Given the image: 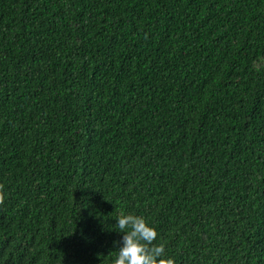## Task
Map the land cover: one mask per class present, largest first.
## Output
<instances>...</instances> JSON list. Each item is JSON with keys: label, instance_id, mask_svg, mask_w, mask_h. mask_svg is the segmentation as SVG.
Segmentation results:
<instances>
[{"label": "trees", "instance_id": "trees-1", "mask_svg": "<svg viewBox=\"0 0 264 264\" xmlns=\"http://www.w3.org/2000/svg\"><path fill=\"white\" fill-rule=\"evenodd\" d=\"M121 212L264 264V0H0V264H111Z\"/></svg>", "mask_w": 264, "mask_h": 264}, {"label": "clouds", "instance_id": "clouds-1", "mask_svg": "<svg viewBox=\"0 0 264 264\" xmlns=\"http://www.w3.org/2000/svg\"><path fill=\"white\" fill-rule=\"evenodd\" d=\"M115 219L119 232L124 235L111 264H175L173 259L165 257L163 245L153 244L158 234L144 217L121 212Z\"/></svg>", "mask_w": 264, "mask_h": 264}]
</instances>
